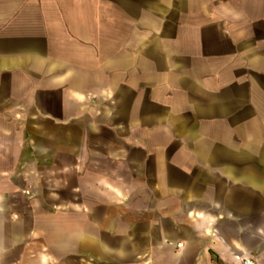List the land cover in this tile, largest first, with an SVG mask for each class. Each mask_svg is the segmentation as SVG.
<instances>
[{
	"label": "crops",
	"instance_id": "obj_1",
	"mask_svg": "<svg viewBox=\"0 0 264 264\" xmlns=\"http://www.w3.org/2000/svg\"><path fill=\"white\" fill-rule=\"evenodd\" d=\"M245 256L264 264V0H0V264Z\"/></svg>",
	"mask_w": 264,
	"mask_h": 264
},
{
	"label": "rangeland",
	"instance_id": "obj_2",
	"mask_svg": "<svg viewBox=\"0 0 264 264\" xmlns=\"http://www.w3.org/2000/svg\"><path fill=\"white\" fill-rule=\"evenodd\" d=\"M56 131L61 133V129L60 130L58 129ZM80 137L83 138V135H80ZM118 138L122 139V138H125V136H123V137L122 136H118ZM88 139L89 138L87 137L86 142L89 141ZM59 148H60V150H63V151L70 150L71 152H73L72 154H68L69 156H65L64 157V158H66V159H68V160H70L72 162H74L75 159L84 158V156H85V154L82 151H77V150L74 151V147L73 146L67 147L65 144H61L59 146ZM78 175H79V173L76 174V176L75 175H71V178H70L71 183L79 182V176ZM28 193H29V191H28Z\"/></svg>",
	"mask_w": 264,
	"mask_h": 264
},
{
	"label": "built area",
	"instance_id": "obj_3",
	"mask_svg": "<svg viewBox=\"0 0 264 264\" xmlns=\"http://www.w3.org/2000/svg\"><path fill=\"white\" fill-rule=\"evenodd\" d=\"M237 264H259L253 256H245L239 259Z\"/></svg>",
	"mask_w": 264,
	"mask_h": 264
}]
</instances>
